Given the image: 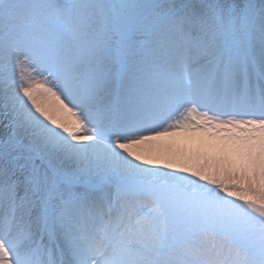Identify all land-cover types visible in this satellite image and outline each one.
I'll return each mask as SVG.
<instances>
[{
  "label": "snow or ice",
  "instance_id": "6c2138e0",
  "mask_svg": "<svg viewBox=\"0 0 264 264\" xmlns=\"http://www.w3.org/2000/svg\"><path fill=\"white\" fill-rule=\"evenodd\" d=\"M0 264H264V0H0Z\"/></svg>",
  "mask_w": 264,
  "mask_h": 264
}]
</instances>
